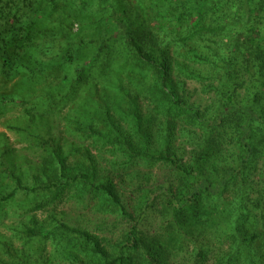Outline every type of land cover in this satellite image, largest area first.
<instances>
[{
	"label": "trees",
	"instance_id": "obj_1",
	"mask_svg": "<svg viewBox=\"0 0 264 264\" xmlns=\"http://www.w3.org/2000/svg\"><path fill=\"white\" fill-rule=\"evenodd\" d=\"M259 3L0 0L2 70L19 62L36 75L28 63L33 57L21 59L37 48L33 33L40 27L50 30L53 42L66 32L61 25L68 29L75 24L82 33L76 43L87 49L85 61L70 72L74 81L69 90L52 85L42 71L40 78L29 76L36 83L47 80L45 95L54 104H69L66 129L88 143L76 158L45 142L50 156L44 166L55 173L46 176L49 184L41 188L47 193L26 189L39 190L36 208L50 203L52 192L54 202L65 188H74L96 198L99 212L129 221L115 242L60 224L65 235L79 241L76 264H171V231L178 233L171 238L180 241L176 256H182V264H264V8ZM88 8L93 12L83 13ZM186 78L206 81L212 93L188 90ZM196 138L202 139L197 147L209 141L211 152H197L199 164L197 158L188 163L178 158L186 145L194 148ZM228 141L237 155L232 146L225 148ZM156 161L174 168L177 183L144 190L142 181L149 183L151 174L140 166ZM226 163L228 167L219 166ZM22 181L15 178V187L1 200L13 199ZM154 193L165 197L164 218L173 223L170 232L162 227L148 237L138 229L136 217L153 211ZM35 225L29 234L47 238L48 231ZM221 225L228 244L210 256L207 238L219 235Z\"/></svg>",
	"mask_w": 264,
	"mask_h": 264
},
{
	"label": "rangeland",
	"instance_id": "obj_2",
	"mask_svg": "<svg viewBox=\"0 0 264 264\" xmlns=\"http://www.w3.org/2000/svg\"><path fill=\"white\" fill-rule=\"evenodd\" d=\"M259 1L260 6L264 8V0ZM90 11L93 12L91 8H88L83 13ZM56 25L57 23H53L50 26ZM60 27L66 32L53 42L50 30L46 31L44 27H40L39 33H33L37 48L28 49L25 53L28 54L21 60L28 61V58L33 57V61L28 63L36 72L34 77L30 76L19 62L13 64L9 71L0 68V264H76L74 258L78 256L79 241L73 236L65 235L59 229L60 224L75 230L88 231L113 242L120 239L123 232L128 230L129 221L99 212V202L96 198L86 194L79 195L74 188H65L58 200L54 202L51 198L53 192L48 193L51 202L39 209L36 208L37 201L41 200L39 190L30 192L33 187H37L42 194L47 193L41 188L49 184L46 176H52L51 174L55 173L53 167L44 166L50 156V149L45 142L55 143L62 153H67L70 157L76 156V158H80L88 146L86 141L81 140L79 136L73 137L66 129L64 118L70 108L69 104H54L48 99V95H45L49 86L47 80L41 79L40 83H36L29 78V76L40 78L39 71H42L45 77L52 78V85L62 84L64 88L70 89L69 81H74L70 72H73L77 64L85 61L88 53L84 46L76 43L82 33L75 24H70L68 29L66 25ZM143 29L144 26H140V30ZM43 54L53 56L54 60L48 61ZM190 66L194 65L190 63ZM195 69H199V65H196ZM65 78L67 81H64ZM186 79L187 88L190 91L196 89L197 93L201 94L202 88L210 90L206 81H200L198 84L193 79ZM79 92L80 89L77 88L75 94ZM204 98L207 99V96L201 97L202 100ZM124 125L128 127L132 124L124 123ZM181 140L184 142L183 139L179 141ZM201 140L196 138L192 143L195 145L194 148L188 144L187 149L177 152L178 158L182 157L187 163L197 158L195 163L199 164L197 152L204 149L211 152V148L207 145L209 141L205 139L199 147L196 146ZM230 147L232 154L237 155L238 151L229 142L225 148L229 150ZM186 151H191L193 154L186 153L184 156ZM93 154L97 152L94 151ZM224 165L228 167V163L219 166ZM200 166L203 167V164ZM165 167L157 161L154 164L140 166L141 172L151 174L149 183L142 181L144 190H151L163 184L168 186V184L177 183L174 168L167 170ZM43 169H48L47 175ZM20 176L23 181L19 185L20 189L16 188L14 198L7 201L1 200L2 196H6L13 190L15 178ZM158 195L162 194L154 193L153 198ZM124 196L129 198L126 190ZM165 201L164 196L155 198V208L151 213L141 218H138L140 213L137 214L138 229L146 236L155 237L156 232H159L162 227L168 228V232L171 231L173 219L164 218ZM210 204L211 201L208 200L207 205L210 206ZM128 211L133 212L132 208ZM35 223L41 225L44 231H48L47 238H33L29 234L28 230L35 228ZM219 229L220 234L217 235L219 238L217 236L207 238V245L212 248L210 256L215 255L216 249L223 250L228 244L222 238L225 232L224 225H221ZM174 233L178 234L176 231H171L167 237L168 240L170 239L168 248L173 256L170 262L182 264L184 263L182 256H176L180 241L177 237L171 238ZM190 250H193L192 245ZM140 255L144 257L142 252Z\"/></svg>",
	"mask_w": 264,
	"mask_h": 264
}]
</instances>
